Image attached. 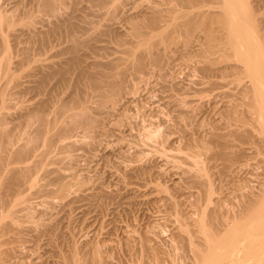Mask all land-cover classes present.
I'll return each instance as SVG.
<instances>
[{
  "label": "rangeland",
  "instance_id": "rangeland-1",
  "mask_svg": "<svg viewBox=\"0 0 264 264\" xmlns=\"http://www.w3.org/2000/svg\"><path fill=\"white\" fill-rule=\"evenodd\" d=\"M37 1L0 0V14L8 17L10 23L6 26L0 21V65H3L0 91L6 99L4 108L0 106V113L8 117L6 138L10 135V140L5 138L6 143L1 141L0 144L8 146L10 141L12 145L9 144L2 155L6 156L9 163L14 160L15 152L22 144L28 145L30 150L34 147L23 161L16 160L9 165L30 170L23 184L13 183L14 186L7 177L4 178V173H0V199L3 198L0 207L4 208L0 210L14 212V217L10 219L0 217L3 220L0 221V263L66 264L62 259L63 253L68 254L66 250L74 242L78 243L76 247L82 260L89 258L86 251L92 247L86 245L99 244L101 253L98 255L103 264H193L197 248L206 245L199 225L202 217L206 216L207 229L219 233L226 229L224 225L237 212L240 214L243 205L247 206L245 202H249L252 197H259L262 202L263 198L264 128L259 122L260 119L263 122L264 118L256 113L248 101L251 94L247 89L252 86V79L249 78L251 73L240 70L245 74L250 73L246 76L238 71L243 68L246 70L247 67L243 63L246 68L241 66L239 55L232 54L238 48L237 45H230L232 50L230 46H225V37L222 38L224 30L217 23L212 26L209 24L213 30L217 28L211 33L213 38H210L208 22L201 20L194 11L197 25L194 23L195 30H191V34L187 35V29L180 27L178 30H185L175 32L176 29L173 36L175 40H170L166 35V38L161 34V38L156 35L152 39L155 43H149V49L144 47V50H149V53L145 51L144 54L148 56L144 58L146 66L137 71L132 68H135L133 63L128 71L129 60L126 59L128 54L125 47L129 45V48L133 44L131 41L136 40L130 34L127 35L129 20H141L142 16L146 18L159 5L164 13L177 1L120 0L124 4L122 8L125 14L120 13L121 16L118 14L115 18L109 17L111 15L107 8L102 9L104 7L98 4L100 0H60L56 12H46ZM249 2L252 9L256 8V22L261 21L259 24L254 23L262 30L258 35H264V0ZM208 8L210 10L211 7ZM208 13L205 12L206 15ZM261 35L258 37L261 38ZM75 41L80 43L78 55L82 61L79 67L83 70L72 68L63 76L60 72L53 75L58 68L69 66L68 59L72 56L69 50ZM220 41L227 53L221 48ZM135 44L134 50L139 51L141 48ZM151 47L156 50L152 48V51ZM229 51L231 57L227 55ZM154 58L160 60L155 61ZM110 61H118L116 65L121 70L128 66L123 68L126 73L119 76L120 81H123L118 92H114L116 95L113 91L109 92L111 89L107 88L103 80L105 83L102 88L91 83L90 73L102 79L110 75ZM50 63L55 65L51 66ZM41 69L51 72V78L43 91L37 89L42 76ZM108 93L114 97L109 98ZM72 98L87 105V114L95 120L92 129H89L88 121L83 120V117L77 119L86 121L84 124L81 120L78 123L77 119L70 118L71 113L81 110L79 102V107L72 106ZM61 101L71 102L72 108L69 104L70 108H66L68 111L61 114L55 107ZM36 102H46L48 121L52 123L56 116L58 119L55 129L50 122L47 124L52 125L51 133L55 131V134L49 133L55 143L49 145L50 148L43 141L47 135L42 134L44 128L48 131L50 127H41L38 123L33 125V122L29 125L26 122V116L32 113ZM59 113L61 115L58 116ZM72 121L74 126L70 129ZM64 127L70 129L69 133ZM42 128L39 135V129ZM64 130L66 132L60 133ZM41 135L44 136L43 140ZM33 138H38V141L41 138L40 144L34 145L33 141L37 140ZM43 149L47 150L46 155ZM41 153L42 156H39ZM39 160L42 164L37 163ZM36 166L37 169L41 167L40 170L35 169ZM205 180L211 187L210 191ZM60 182L72 184L64 195L57 191L62 186ZM255 203L258 204L257 201ZM211 212L216 213L218 218L209 219ZM45 227L51 231L47 233ZM236 254L243 257L245 252L243 250Z\"/></svg>",
  "mask_w": 264,
  "mask_h": 264
},
{
  "label": "bare ground",
  "instance_id": "bare-ground-1",
  "mask_svg": "<svg viewBox=\"0 0 264 264\" xmlns=\"http://www.w3.org/2000/svg\"><path fill=\"white\" fill-rule=\"evenodd\" d=\"M59 1L60 0H38L37 2L39 3V6H42L43 7V9L44 10H46V12H53V11H55L56 12V9H57V7H58V4H59ZM62 1V0H61ZM124 1V0H123ZM166 1V0H165ZM169 0H167V2H168ZM174 1H177L176 3H175V5H173L171 8L169 7L168 9H167V11H168V13H166V12H164L163 13V10L162 9H159V6L157 7H154L153 9H152V13L150 14L149 12V14H147L146 16V18L145 17H143L142 16V18H141V20L139 21V20H137L136 19V21H134L135 19L134 18H132V17H134V16H132L131 18L133 19V21H131V19L129 20V18H128V20L130 21L129 23H130V28H129V32L127 31V35L129 36V34H130V36H132L133 38H135L136 40H133V41H131V42H133V44L130 42V44H132V46L133 45H136L135 43H137V45L141 48V49H139V51H135L134 50V46L132 47L131 45H130V47L128 48V46L127 47H125V49H126V51H127V53L126 54H128L127 56V60H129V63H130V61L132 62V63H128V66H129V68H126V70L128 69V71H129V69H131L130 68V66H131V64H135V68L134 67H132L133 69H137V71H138V68H141L142 69V67L144 68V65H145V62L144 61H146V59H144V58H147L148 56H144V54H146V52L147 53H149L148 51H146L147 49H149V45H152L151 44V42H153L152 41V39H155L159 34H161V35H166V36H168L169 38H170V40H172V39H174L175 40V38H173V36L175 37V34H174V31L177 29V31H175V32H178V31H184L185 29H183V28H186L187 30H185L186 32V34L187 35H189V34H191L192 33V31H194L195 30V27H194V23H195V21L197 20V19H195V17H194V15H198V16H200L199 18H201V20H205V21H207L208 23H206V24H208V26L210 27H208V32H210V38H213V36L214 35H211V33H212V31H214V30H216L217 28H214V30L212 29V25L213 24H219V26H220V28H222L221 30L223 31V35L224 36H222V34H221V36H222V38H224L225 37V39H223V42H225L224 44H226L225 46H230V45H237V47L238 48H236V49H234V50H236V51H234L233 50V53L232 54H234V55H236V56H240V60H241V66L242 67H245L246 68V70L244 69H237L236 68V71L238 70L239 72H240V70L241 71H248V72H250L251 73V75H250V73H248V75H250V80L252 79V81H250V84L252 83V86H254L253 88H254V90H253V88H252V86H251V89H247V90H250V94L251 95H249L250 96V100H248V101H250V106H253L254 108H255V110H256V113L258 114V115H262L263 116V118H264V87L263 86H261V85H264V35H261V34H259V35H261L262 37H263V40H260V39H262V37L261 38H259L258 36V33L260 32L261 33V31L262 30H260V28L258 27L257 28V26L258 25H256L255 26V24L257 23V24H259L258 22H256V16H257V12L255 13V9L256 8H253L252 9V7H250L249 5H251V3L250 2H252V1H250L249 3H248V0H174ZM254 1V0H253ZM261 1V0H260ZM98 2V1H97ZM156 3H157V1H156ZM168 3H170V2H168ZM172 3H173V1H172ZM99 5H101L102 7H104V8H102L101 6V8L102 9H106L107 10V12L111 15V16H109V17H112V18H115V16L117 15V17H118V14L121 16V14L123 15V14H125V11H124V9L122 8L123 7V5H122V1L120 2V0H100L99 1V3H98ZM159 4V3H158ZM262 4V3H261ZM254 6V5H253ZM41 7V8H42ZM164 7V6H163ZM208 7H211L210 8V10H209V8ZM167 8V7H166ZM166 8L164 9V10H166ZM204 8H207L206 10L210 13H208ZM133 9V8H132ZM135 9V8H134ZM193 9H197V10H193ZM213 9V10H212ZM218 9H220V10H218ZM259 9V8H258ZM48 10V11H47ZM143 11V10H142ZM196 12V14H194L195 12ZM41 12V11H40ZM103 12H104V10H103ZM106 12V11H105ZM145 12V11H144ZM151 12V11H150ZM198 12V13H197ZM199 12L201 13V15L199 14ZM205 12L206 13H208L209 15H206L205 14ZM121 13V14H120ZM128 13V12H127ZM107 14V13H106ZM143 14V13H142ZM164 14H167L166 16L164 15ZM102 15V14H101ZM149 15V16H148ZM114 16V17H113ZM125 16V15H124ZM123 16V17H124ZM145 16V15H144ZM129 17H130V15H129ZM165 17V18H164ZM35 18V17H34ZM111 18V19H112ZM120 18H122V17H120ZM124 18H127V17H124ZM137 18V17H136ZM167 18V19H166ZM256 18V19H255ZM86 19V18H85ZM144 19V20H143ZM165 19H166V22H165ZM180 19V20H179ZM116 20V19H115ZM125 20V19H124ZM127 20V19H126ZM127 20V21H128ZM143 20V21H142ZM263 20V19H262ZM0 21H2V22H4L5 23V25L7 24V25H9L10 23H9V21H8V17L6 18V17H4V15H2V14H0ZM126 21V22H127ZM163 21V22H162ZM199 21V20H198ZM251 21H254V22H252L251 23ZM89 22V21H88ZM165 22V23H164ZM197 22V21H196ZM200 22V21H199ZM3 23V24H4ZM92 23V22H91ZM95 23V22H94ZM121 23V22H120ZM128 23V22H127ZM163 23V24H162ZM204 23V22H203ZM112 24V23H111ZM114 24V23H113ZM174 24V25H173ZM196 24V23H195ZM200 24V23H199ZM211 26H210V25ZM252 25V27H251V25ZM6 25V26H7ZM105 25H107V24H105ZM171 25H173V28H171L172 26ZM197 25V24H196ZM250 25V26H249ZM80 26V25H79ZM109 26V25H108ZM254 26V27H253ZM54 27V26H53ZM59 27V26H58ZM180 27H183V28H181V29H179L178 30V28H180ZM250 27L252 28L251 29V31H250ZM256 27V28H255ZM262 27V26H261ZM84 28V27H83ZM111 28V27H110ZM125 28V27H124ZM127 28V27H126ZM197 28V27H196ZM107 29V28H106ZM105 29V30H106ZM207 29V28H206ZM255 29H257V30H259V31H255ZM58 30V29H57ZM107 30H109V29H107ZM112 30V29H111ZM192 30V31H191ZM100 31V30H99ZM180 31V32H181ZM190 31H191V33H190ZM253 31V32H252ZM88 32V31H87ZM106 32V31H105ZM111 32V31H110ZM119 32V31H118ZM188 32V33H187ZM215 32V31H214ZM257 32V33H256ZM112 33V32H111ZM183 33V32H182ZM225 33V34H224ZM256 33V34H255ZM264 33V32H263ZM262 33V34H263ZM105 34H107V33H105ZM122 34H124V33H122ZM54 35V34H53ZM101 35V34H100ZM126 35V36H127ZM157 35V36H156ZM161 35H159V37L161 36ZM209 35V34H208ZM258 35V36H257ZM122 36V35H121ZM153 36H154V38H153ZM156 36V37H155ZM163 36V37H164ZM166 36L164 37V38H166ZM216 36V35H215ZM257 36V37H256ZM45 37V36H44ZM158 37V38H159ZM162 37V36H161ZM160 37V38H161ZM74 38H75V36H74ZM119 38V37H118ZM124 38H125V36H124ZM168 38V39H169ZM221 38V37H220ZM222 38L220 39V40H222ZM99 39H101V38H99ZM120 39L122 40V37H120ZM188 40H189V38H187ZM215 39V38H214ZM213 39V40H214ZM216 39H218L219 40V38H217L216 37ZM75 40H77V39H75ZM87 40V39H86ZM125 40V39H124ZM127 40V39H126ZM151 40V41H150ZM158 41H159V39H157ZM163 40V39H162ZM167 40V39H166ZM212 40V39H211ZM217 40V41H218ZM99 41V40H98ZM105 41V40H104ZM134 41H136V42H134ZM150 41V42H149ZM216 41V40H215ZM3 42V41H2ZM129 42V41H128ZM160 42H161V39H160ZM159 42V43H160ZM189 42V41H188ZM222 41H220V43H221ZM62 43V42H61ZM121 43V42H120ZM150 43V44H149ZM153 43H155V41L153 42ZM156 43H157V45H158V42L156 41ZM149 44V45H148ZM212 43H210V44H208V45H211ZM215 44V43H214ZM50 45V44H49ZM148 45V46H147ZM217 45H219V44H217ZM221 45V48H222V43L220 44ZM239 45V46H238ZM6 46V45H5ZM36 46V45H35ZM91 46H92V44H91ZM105 46V45H104ZM142 46H143V49H142ZM153 46H155V45H153ZM224 46V45H223ZM224 46V47H225ZM232 46H230L229 48L232 50L233 48H232ZM240 46H243V48H239ZM79 47H80V43H79V41L77 42V41H75V43L74 44H72V46H71V48H70V52H71V54H72V56H71V58L70 59H68L69 61H68V63L67 64H69V66L68 67H65V68H62V69H60V68H58V71L56 70V73H55V71H54V74L53 75H57L59 72V74H62V76H63V74H65V73H67L68 71H70V69H72V68H80L81 70H83L81 67H79L80 65H79V63L81 64V62L80 61H82V60H80L79 59V55H78V51L80 50L79 49ZM101 47V46H100ZM144 47H148L147 49L145 48V50H144ZM156 47V46H155ZM160 47V46H159ZM211 47V46H210ZM213 47H214V45H213ZM218 47V46H217ZM104 48V47H103ZM135 48H136V46H135ZM154 50H156L154 47H151L150 49L153 51V49ZM53 49V48H52ZM94 49V48H93ZM106 49V48H105ZM158 49V48H157ZM223 49V51H225V48H222ZM38 50V49H37ZM49 50V49H48ZM58 50V49H57ZM82 50H84V49H82ZM124 50V49H123ZM137 50V49H136ZM143 51V54L141 53L142 51ZM221 50V49H220ZM9 51V50H8ZM34 51H35V49H34ZM108 51V50H107ZM146 51V52H145ZM228 51V50H227ZM137 52H139V55H138V53ZM222 52V51H221ZM64 53V52H63ZM141 53V54H140ZM151 53V52H150ZM154 53V52H153ZM152 53V54H153ZM225 53H227L226 51H225ZM224 53V54H225ZM229 53H230V51L228 52V54L227 55H229ZM235 53H237V54H235ZM93 54V53H92ZM151 54V55H152ZM157 54H159V53H157ZM232 54L231 55H229L230 57L232 56ZM61 55V54H60ZM148 55V54H147ZM233 55V57H235L236 58V56H234ZM63 56V55H62ZM120 56V55H119ZM149 56H150V54H149ZM58 57V56H57ZM124 57V56H123ZM156 57V56H155ZM162 57V56H161ZM228 57V56H227ZM229 57V58H230ZM115 58V57H114ZM116 59V58H115ZM124 59V58H123ZM144 59V60H143ZM149 59V58H148ZM154 59H156V58H154ZM6 60V59H5ZM9 59L7 58V61H8ZM35 60V59H34ZM48 60V59H47ZM152 60V59H151ZM160 59L159 58H157L155 61H159ZM236 60H238V58H236ZM58 61V60H57ZM119 61V60H118ZM118 61H116L118 64H119V62ZM122 61V60H121ZM35 62V61H34ZM93 62V61H92ZM105 62H107V61H105ZM111 62V61H110ZM116 62L114 63L113 61L111 62L112 64H111V73H110V75L108 74V76L107 77H105L104 79H102V78H100L99 76H97V75H93L92 73H90L92 76H90L91 77V83H92V85L94 84L95 85V87H101L102 88V86H103V83H107L106 85H107V88L108 87H110V88H108V89H111V91H109V92H111L112 93V91H113V94L114 95H116L114 92H118V89H119V87L121 86V82L123 81V79H122V81H120V77H121V75H124L125 73H126V70H123V68H125V67H123L122 68V70L120 69L121 67H119L118 65H116ZM124 62L126 63V61L124 60ZM151 62V61H150ZM237 63H239L238 61H236ZM2 63H4V61L2 62ZM18 63V62H17ZM121 63V62H120ZM245 64V66L243 65V64ZM5 64V63H4ZM6 64H7V62H6ZM5 64V65H6ZM45 64V63H44ZM100 64V63H99ZM106 64V63H105ZM109 62H108V66H109ZM122 65H123V61H122V63H121ZM120 64V65H121ZM133 64V65H134ZM38 65V64H37ZM50 65L51 66H53V65H55L54 63L53 64H51L50 63ZM49 65V66H50ZM95 65V64H94ZM236 65V64H235ZM3 66V65H2ZM2 66L0 65V72L1 73H3V69H2ZM42 66H43V64H42ZM49 66H47L48 68H49ZM50 66V67H51ZM127 66V67H128ZM146 66V65H145ZM5 68H6V66H4ZM3 67V68H4ZM37 67V66H36ZM86 67H87V65H86ZM106 66H104V68H105ZM137 67V68H136ZM35 68V67H34ZM40 68H42V67H39V69ZM45 68V67H44ZM84 68V67H83ZM107 68V67H106ZM241 68V67H240ZM43 69V68H42ZM41 69V73H42V76H41V79H40V81H39V85L37 86V89H40V90H42L44 87H45V85H46V83H47V81L49 80V78H51V77H49L51 74V72H48L47 70H45V71H43ZM80 69H78V70H80ZM34 70V69H33ZM38 70V69H37ZM51 70V69H50ZM81 70L79 71L80 73H83V72H81ZM86 70V69H85ZM100 70V69H99ZM102 71V70H101ZM139 71H140V69H139ZM235 71V70H234ZM37 72H39V71H37ZM96 72V71H95ZM100 72V71H99ZM103 72H107V71H103ZM103 72H101L100 74H102ZM132 72V71H131ZM88 73V72H87ZM108 73V72H107ZM236 73V72H235ZM241 73H244V72H240V74ZM246 73V74H247ZM9 73H7V75H8ZM89 74V73H88ZM245 74V73H244ZM243 74V75H244ZM245 74V75H246ZM1 75V74H0ZM39 75H41V74H39ZM83 75V74H82ZM87 75V74H86ZM136 75V74H135ZM248 75H246V76H248ZM9 76H11V74L9 75ZM80 76V75H79ZM103 76H106V75H103ZM120 76V77H119ZM252 76V77H251ZM57 77H60V76H57ZM126 77H128V76H126ZM239 78H241V76H238ZM76 78V77H75ZM106 78H107V81H106ZM120 78V79H119ZM1 79V78H0ZM36 79H37V77H36ZM68 79V78H67ZM88 79H89V77H88ZM127 79V78H126ZM38 80V79H37ZM79 80V79H78ZM105 81V82H103V81ZM59 81V80H58ZM84 81V80H83ZM87 81V80H86ZM81 82V81H80ZM67 83V82H66ZM125 83V82H124ZM34 84V83H33ZM59 84V83H58ZM75 84V83H74ZM89 84V83H88ZM54 85V84H53ZM47 86V85H46ZM35 87V86H34ZM52 87V86H51ZM68 87V86H67ZM122 87V86H121ZM101 88H98V90L100 89L101 90ZM46 89V88H45ZM121 89V88H120ZM34 90H36V89H34ZM66 90V89H65ZM125 90V89H124ZM2 91V90H1ZM0 91V106L1 107H3L4 108V106H5V98H4V93L3 92H1ZM3 91H5V90H3ZM38 91V90H37ZM36 91V92H37ZM43 91V90H42ZM41 92V91H40ZM76 92V91H75ZM176 92H177V90H176ZM247 92H249V91H247ZM120 93V92H119ZM119 93H117V94H119ZM246 93V92H245ZM94 94V93H93ZM110 93H108V95H109ZM114 95H112L113 97H114ZM77 96V95H76ZM83 96V95H82ZM98 96V95H97ZM100 96V95H99ZM111 95H109V98H113ZM70 97V96H69ZM74 97V96H73ZM80 97V96H79ZM84 97V96H83ZM105 97H108V96H105ZM122 97V96H121ZM170 97V96H169ZM40 98V97H39ZM126 98V97H125ZM99 100H100V98H98ZM97 99V100H98ZM116 99H117V97H116ZM45 100V99H44ZM43 100V101H44ZM63 100V99H62ZM105 100V99H104ZM111 100H113V99H111ZM71 101H72V106L73 105H77L78 107H79V105L81 106V110L80 109H78L79 111H75V110H72V111H75L76 112V115H75V112L72 114H70L71 116H70V118H75V119H77L78 117L79 118H81L82 119V117H83V120L84 119H86V121H88V126H89V129H92L93 128V124L95 123V122H93V121H95L92 117H90L88 114H87V112L89 111L88 109V111H86V107H87V105L85 106L84 105V103H80L79 102V100L78 99H76V98H72L71 99ZM101 101H103L102 99H101ZM100 101V102H101ZM106 101V100H105ZM53 102V101H52ZM80 104H79V103ZM37 103V102H36ZM46 103V102H45ZM43 104V102H39V103H37L36 105L37 106H34V109H32L33 111H32V113H31V111H30V115H28V116H26V119H27V117H28V119H27V123L29 124V123H31L32 124V122H33V125L35 124V123H38V124H41V127L42 126H48L47 124L50 122V120L48 121V117L46 116V111H45V109L47 110V107H46V104ZM60 103V102H59ZM58 103V105L59 106H56L55 104V107L57 108V110H58V112H60L61 114H62V112L64 113H66V111H68V109L70 108L69 107V104L71 103H69L68 101H67V103L64 101H61V103L59 104ZM65 103V104H64ZM105 103V102H104ZM108 103V102H107ZM106 103V104H107ZM168 103V102H167ZM39 104H42V105H39ZM52 104V103H51ZM51 104H49L50 106H51ZM79 104V105H78ZM39 105V106H38ZM47 105H48V103H47ZM53 104H52V106H54ZM84 105V106H83ZM115 105V104H114ZM70 106H71V104H70ZM72 106H71V108H72ZM76 106V107H77ZM69 107V108H68ZM166 107V106H165ZM6 108V107H5ZM66 108H68L67 110H66ZM88 108V107H87ZM104 108V107H103ZM170 108V107H169ZM2 108H0V110H1ZM50 109V108H49ZM77 109V108H76ZM113 109V108H112ZM57 110H53V111H57ZM66 110V111H65ZM2 112V111H1ZM49 112V111H48ZM45 113V114H44ZM55 113V112H54ZM58 114V116L59 115H61V114ZM70 113V112H69ZM68 113V114H69ZM186 113V112H185ZM27 114H29V113H27ZM68 114L67 115H65V116H68ZM55 115H56V113H55ZM74 115V116H73ZM87 115V116H86ZM53 116H54V114H53ZM64 116V117H65ZM86 116V118H84ZM6 114H1L0 113V143H1V141L2 142H4V143H6V141H5V138H6V135H8V133H6V132H8L7 130L5 131V129H6ZM63 117V119H65ZM90 117V118H89ZM105 117V116H104ZM8 118V117H7ZM59 118V117H58ZM72 118V119H73ZM260 118V117H259ZM259 118L257 119V120H259ZM56 120H58L57 119V116H56V118H55ZM75 119H74V121H75ZM80 119V120H81ZM88 119V120H87ZM56 120H52V125H53V128L55 129V127H57L58 125V121H56ZM60 120V119H59ZM76 120V122H78V123H81V121H83V120ZM101 120V119H100ZM263 120V119H262ZM61 121V120H60ZM70 121V120H69ZM74 121H72V123H71V126H69V128L71 129V127L73 128V122ZM85 121V122H86ZM173 121V120H172ZM175 121H177V119L175 120ZM75 122V123H76ZM84 121H83V124L85 123ZM49 123V124H50ZM74 123V124H75ZM176 123V122H175ZM259 123H261V126H262V129L264 128V120H263V122L261 121V119H260V122ZM27 124V125H28ZM31 124H29V125H31ZM67 124V123H66ZM166 124V123H165ZM177 124V123H176ZM52 125H50V126H48V127H50V130L48 129V127L46 128V129H48V131H46L45 130V128H44V130H43V128L42 129H39V135H40V132H42V130H43V132H42V134H44V136L45 135H47V137L45 136V138H44V136L43 135H41V136H43L42 137V140H43V138L45 139V140H43L44 141V144H47L48 146L47 147H49L50 148V146L52 145V143L54 142V139H52L53 138V136L51 137V135L49 134V133H51V126ZM57 125V126H56ZM73 125V126H72ZM76 125H77V123H76ZM87 125L85 124V126L87 127ZM161 125V124H160ZM171 125V124H170ZM38 126V125H37ZM67 126V127H68ZM80 126V125H79ZM91 126V127H90ZM95 126V125H94ZM177 126V125H176ZM66 127V128H67ZM76 127V126H75ZM156 127V126H155ZM161 127V126H160ZM179 127V126H178ZM177 127V128H178ZM65 128V127H64ZM65 128V129H66ZM69 128H67L66 130L68 131V133H69ZM88 128V127H87ZM58 129V128H57ZM85 129V128H84ZM88 129V130H89ZM62 130V129H61ZM73 130V129H72ZM88 130H87V132H88ZM144 130V129H143ZM180 130V129H179ZM264 130V129H263ZM44 131H46V133H44ZM52 131H53V129H52ZM77 131V130H76ZM55 131H53V133H54ZM60 132V131H59ZM59 132H57V133H59ZM62 132H66L65 130L64 131H61L60 133H62ZM71 132H73V131H71ZM53 133H51V134H53ZM56 133V134H57ZM89 133V132H88ZM149 133V132H148ZM55 134V133H54ZM67 134V133H66ZM38 135V134H37ZM62 135H64V134H62ZM72 135V134H71ZM35 136V135H34ZM68 136V135H67ZM146 136V135H145ZM147 136H148V134H147ZM8 137H10V135L9 136H7V138L6 139H9L10 140V138H8ZM37 137V136H36ZM51 137V138H50ZM54 137H55V135H54ZM60 138H63V137H60ZM59 138V139H60ZM66 138V137H65ZM157 138V137H156ZM34 139V138H33ZM41 139V138H40ZM40 139H39V141H38V138L37 139H34L36 142H34L33 141V144L35 143V144H40L39 142H40ZM58 139V137L56 138V140ZM78 139V138H77ZM8 140V141H9ZM41 140V141H42ZM67 140V139H66ZM72 142V141H71ZM4 143H2V144H0V173L2 172V173H4L5 174V176H4V178L5 177H7L8 179L7 180H9V181H11V184L12 185H14V184H18V183H22L23 184V182L22 181H24V179L26 178V177H28L27 175H29V173H27V172H30V170L29 169H27V168H25V167H23L22 169L20 168V169H18V168H15V167H13L12 165V167L11 166H9L11 163H13V161H15L16 162V160L18 161H20V160H22L23 161V159L29 154V153H31V151H32V149L34 148H32L31 150H30V148L28 147V145H25V146H22V145H24V144H22L21 146H19L20 148L15 152V156L13 157L14 158V160L13 161H9V163H8V160H6V156L4 157L3 155H2V152H4L5 151V149L6 148H8L9 147V144H10V141L7 143L8 144V146L6 145V144H4ZM28 143H30V142H28ZM56 143H57V141H56ZM34 144V145H35ZM53 144H55V143H53ZM62 144V143H61ZM71 144V143H70ZM11 145V144H10ZM36 145V146H37ZM50 145V146H49ZM64 145V144H63ZM199 145V144H198ZM5 146H7V147H5ZM12 146V145H11ZM33 146V145H32ZM43 146V145H42ZM58 146V145H57ZM59 146H61V145H59ZM68 146V145H67ZM68 147H71V146H68ZM46 148V147H45ZM48 148V149H49ZM67 148V147H66ZM52 149V148H51ZM59 149V148H58ZM195 149V148H194ZM198 149V148H197ZM7 150V149H6ZM9 150V149H8ZM37 149L35 148V151H36ZM46 150V149H45ZM44 149H43V151H45ZM50 150V149H49ZM34 151V152H35ZM38 151V150H37ZM47 151V150H46ZM44 152L45 153V155H46V153L47 152ZM33 152V153H34ZM51 152V151H50ZM50 152H48V153H50ZM196 152V151H195ZM43 153V152H42ZM42 153L39 155V156H42ZM67 153V152H66ZM194 153V152H193ZM35 154V153H34ZM33 154V155H34ZM57 154V153H56ZM65 154V153H64ZM30 155V154H29ZM44 155V154H43ZM48 155V154H47ZM35 156H37V153H36V155ZM28 157V156H27ZM38 157V156H37ZM12 158V157H11ZM46 158V157H45ZM188 158V157H187ZM34 159H36L35 157H34ZM52 159V158H51ZM10 160V159H9ZM189 160V159H188ZM46 161V160H45ZM62 161V160H61ZM41 161L39 160L37 163H40ZM51 162H53V161H51ZM58 162V161H57ZM175 163V162H174ZM41 164H42V162H41ZM43 164H44V162H43ZM49 164V163H48ZM203 164V163H202ZM60 165V164H59ZM131 165V164H130ZM195 165H197V164H195ZM198 165H200V164H198ZM58 167V166H57ZM60 167V166H59ZM198 167V166H197ZM31 168V167H30ZM35 168V167H34ZM41 168V167H40ZM40 168H39V166H38V169H37V166H36V168L35 169H37V170H40ZM194 168V167H193ZM27 170H29V171H27ZM48 170V169H47ZM52 170H53V168H52ZM202 170V169H201ZM50 171H51V169H50ZM62 171V170H61ZM33 172H34V169H33ZM38 172V171H37ZM51 173V172H50ZM161 174V173H160ZM177 174V173H176ZM30 176H32V175H30ZM59 176V175H58ZM36 177V176H35ZM53 177V176H52ZM73 177V176H72ZM126 177V176H125ZM31 178V177H30ZM59 179V178H58ZM122 179V178H121ZM26 180V179H25ZM34 181V180H33ZM57 181V180H56ZM60 181V180H59ZM62 181V180H61ZM53 182V181H52ZM51 182V183H52ZM10 183V182H9ZM14 183V184H13ZM26 183V182H25ZM61 183V182H60ZM21 184V185H22ZM31 184H33V183H31ZM30 184V185H31ZM34 184H36V183H34ZM62 184V186H59V190H58V188H57V191H59V192H57V193H59V194H63L64 195V193L68 190V188L70 187L71 188V186H69L70 184H67V183H61ZM75 184V183H74ZM147 184V183H146ZM208 184V185H207ZM206 184V180H205V185H206V187H207V189L210 191V188L211 187H209L210 185H209V183H207ZM10 185V184H9ZM39 185V184H38ZM72 185V184H71ZM6 186V185H5ZM11 186V185H10ZM9 186V187H10ZM15 186V185H14ZM17 186V185H16ZM40 186V185H39ZM46 187V186H45ZM15 188V187H14ZM31 188H33V187H31ZM41 188V187H40ZM22 189V188H21ZM33 189H35V188H33ZM38 189H39V187H38ZM48 189V188H47ZM55 189V188H54ZM53 189V190H54ZM15 190V189H14ZM36 190H37V188H36ZM42 190H43V188H42ZM49 190H51V188H49ZM2 191V190H1ZM9 191V190H8ZM20 191V190H19ZM22 191V190H21ZM45 191V190H44ZM35 192V191H34ZM41 192H43V191H41ZM40 192V193H41ZM51 192H53V191H51ZM19 193V192H18ZM17 193V194H18ZM258 193V192H257ZM262 193H263V195H262V202H261V200L259 199V197L258 198H251V197H249V198H251L250 200H249V202H245V204H247V206L246 205H243L244 206V208L241 210V212H240V214H239V212H237V215H235V216H233L232 217V220H230V219H228V220H230L229 222H227V224H225L224 225V228H226V229H224V230H221L219 233H215V232H211V230H210V228H206L205 226H207V224H206V216H204L205 214V212L203 213L204 215V217H202V219H200V228L202 229V232H203V234H204V238H205V243H206V245L204 246L203 245V247H205V248H203L202 246V248H197V250H196V253H195V257H196V260H194L192 263L193 264H264V192L262 191ZM43 194V193H42ZM54 194V193H53ZM39 195V194H38ZM49 195V194H48ZM57 195V194H56ZM36 196V195H35ZM258 195L256 194V196L255 197H257ZM9 197V196H8ZM107 197V196H106ZM260 198H261V196H260ZM18 199H20V198H18ZM27 199V198H26ZM1 200H3V198L2 199H0V201ZM6 201H7V199H5ZM9 200H11V199H9ZM210 201V200H209ZM246 201H248V199L246 200ZM257 201V203L258 204H256L255 202ZM258 201H260L261 203H259ZM11 202V201H10ZM21 202V201H20ZM39 202V201H38ZM51 202V201H50ZM72 202H74V201H72ZM46 203V202H45ZM103 203V202H102ZM3 204V203H2ZM21 204V203H20ZM32 204V203H31ZM7 205V204H6ZM23 205V204H22ZM241 205V204H240ZM9 207V206H8ZM17 207V206H16ZM27 208H30V207H27ZM0 209H4V208H2V207H0ZM22 209V208H21ZM20 209V210H21ZM12 210V209H11ZM28 210V209H27ZM46 210V209H45ZM30 211V210H29ZM28 211V212H29ZM238 211V210H237ZM240 211V210H239ZM12 211H7V213L4 211V210H0V217L2 218V219H4V218H6V217H8L9 219L14 215L13 213H11ZM31 212V211H30ZM42 213V212H41ZM46 213V212H45ZM207 213V212H206ZM212 213V212H211ZM210 213V214H211ZM29 214V213H28ZM31 214V213H30ZM34 214V213H33ZM202 214V213H201ZM208 214V213H207ZM206 214V215H207ZM209 214V215H210ZM228 215V214H227ZM232 215H234V214H232ZM18 216V215H17ZM229 216V215H228ZM14 217V216H13ZM230 217V216H229ZM31 218V217H30ZM48 218V217H47ZM216 219V218H218V216L216 215V213H212L211 214V216H209V219ZM1 219V220H2ZM17 219V218H16ZM46 219V218H45ZM225 219V218H224ZM0 220V221H1ZM220 220V219H219ZM3 221V220H2ZM50 222V221H49ZM212 222V221H211ZM56 223V222H55ZM225 223V222H224ZM4 224H5V222H4ZM13 224V223H12ZM21 224V223H20ZM45 224V223H44ZM209 224V223H208ZM1 225V224H0ZM8 225V224H7ZM223 225V224H222ZM2 226V225H1ZM6 226V225H5ZM4 226V227H5ZM51 226H53V225H51ZM101 226H102V224H101ZM8 227V226H7ZM34 227V226H33ZM35 227H39V226H35ZM56 227V226H55ZM12 228V227H11ZM46 228V227H45ZM50 228V227H49ZM57 228V227H56ZM56 228H55V230H56ZM4 229V228H3ZM7 229V228H6ZM31 229V228H30ZM100 229V228H99ZM105 229V228H104ZM220 229V228H219ZM5 230V229H4ZM4 230H3V232H4ZM9 230V229H8ZM37 230V229H36ZM41 230V229H40ZM44 230V229H43ZM46 230H47V228H46ZM45 230V231H46ZM48 230H50V229H48ZM48 230H47V233H48ZM54 230V229H53ZM226 230V231H225ZM7 231V230H6ZM13 231V230H12ZM51 231V230H50ZM222 231H224V232H222ZM112 232V231H111ZM37 233V232H36ZM41 233V232H40ZM46 233V232H45ZM50 233H52V232H50ZM54 233V232H53ZM213 233H215V234H213ZM62 234V233H61ZM109 234V233H108ZM51 236H52V234H51ZM17 238V237H16ZM84 238H86V237H84ZM102 240V239H101ZM54 241V240H53ZM68 242V241H67ZM87 241L85 240V244H87L86 243ZM89 242V241H88ZM48 243V242H47ZM51 243V242H50ZM53 243V242H52ZM70 243V242H69ZM72 244V243H71ZM73 244L75 245H73L71 248L69 247V250H66V251H69V253L67 254L66 252H64V253H66V255L63 253V256H62V259L65 261V263L66 264H103V262L99 259V256L100 255H98V254H100L101 252H99L101 249H99V244H97V243H94V244H89V245H86V246H91L92 245V247H90V248H88V250L86 251V255H87V257L89 256V258H87V259H85V260H82V258L80 257V255H79V249L76 247L77 245H78V243H74L73 242ZM204 244V243H203ZM84 245V244H83ZM113 245V244H112ZM86 248V247H85ZM146 248V247H145ZM233 248H235V249H233ZM229 250H234L235 252H229ZM244 250V252H245V254H243V257H240V256H237L238 254H236V252L238 253V252H240V251H243ZM59 251V250H58ZM61 251V250H60ZM63 252V251H62ZM85 253V252H84ZM59 254V253H58ZM240 254V253H239ZM236 255V256H235ZM60 256V255H59ZM81 256H83V255H81ZM242 256V255H241ZM84 257V256H83ZM86 257V256H85ZM84 257V258H85ZM2 259V258H1ZM0 259V260H1ZM5 260V259H4ZM59 261V260H58ZM26 262V261H25ZM60 262V261H59ZM63 263V262H62ZM1 264V263H0Z\"/></svg>",
  "mask_w": 264,
  "mask_h": 264
}]
</instances>
